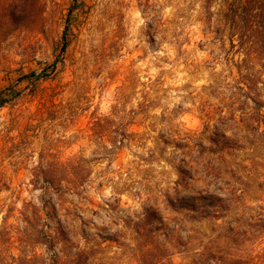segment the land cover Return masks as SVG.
<instances>
[{"label":"rangeland","instance_id":"1","mask_svg":"<svg viewBox=\"0 0 264 264\" xmlns=\"http://www.w3.org/2000/svg\"><path fill=\"white\" fill-rule=\"evenodd\" d=\"M222 6L0 0V264H264V36Z\"/></svg>","mask_w":264,"mask_h":264},{"label":"trees","instance_id":"2","mask_svg":"<svg viewBox=\"0 0 264 264\" xmlns=\"http://www.w3.org/2000/svg\"><path fill=\"white\" fill-rule=\"evenodd\" d=\"M221 18L228 28L232 40L237 38V46L241 50L254 38L257 44L260 36H264V0H222ZM258 39V40H257ZM232 46L236 47L234 41ZM264 52V47H261ZM244 51V50H243Z\"/></svg>","mask_w":264,"mask_h":264}]
</instances>
